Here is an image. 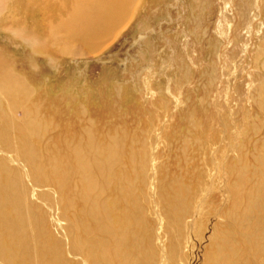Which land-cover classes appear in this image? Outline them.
Returning <instances> with one entry per match:
<instances>
[{"label":"rangeland","instance_id":"374dc122","mask_svg":"<svg viewBox=\"0 0 264 264\" xmlns=\"http://www.w3.org/2000/svg\"><path fill=\"white\" fill-rule=\"evenodd\" d=\"M73 2L9 0L0 18V23L8 21L39 42L38 50H32L28 42L15 38L0 24V58H7L21 74L28 99L34 101V109L25 116H31L35 124L29 132L20 128L25 112L6 106L8 98L0 95V161L14 168L5 202L16 201L18 196L30 207L35 203L47 229L60 239L62 249L47 264L84 262L80 251L66 246V221L59 217L53 186L46 185L37 167L32 168L39 156L30 157L32 150L20 141L38 131L36 120L44 115L46 140L59 135L64 142L56 150L89 149V130L106 142L124 131V137L143 141L137 145L145 148L142 154L138 151L140 159L151 152L156 162L166 164L170 189L178 191V198L187 199L181 219L173 213L164 217L166 207H161L156 187H152L154 179H159L146 173V161L138 167L143 174L140 211L146 216L151 244L160 248L154 251L155 263L163 260L165 243L175 256L170 264H201L212 236L226 232L228 242L241 248L244 263L260 264L250 260L242 245L249 240L238 231L239 221L232 218L234 214L249 216L264 232V94L263 100L257 95V88L264 89V0H141L126 28L116 29L115 22L95 34L90 28L78 27L69 30L74 40L59 27L71 14ZM45 8L47 20L43 19ZM57 28L62 31L53 30ZM96 36L100 38L92 43L89 38ZM67 46L72 53L65 51ZM11 111L18 121L7 130L2 124ZM62 129L68 134L62 135ZM131 152L136 153L128 141L123 157L128 160ZM229 162L233 172L222 178L221 168ZM161 183L166 184L165 179ZM234 184L243 185L237 203L227 190ZM57 217L60 221L52 222ZM28 228L31 234L36 225L28 223ZM262 240L264 246V233Z\"/></svg>","mask_w":264,"mask_h":264},{"label":"bare ground","instance_id":"6f19581e","mask_svg":"<svg viewBox=\"0 0 264 264\" xmlns=\"http://www.w3.org/2000/svg\"><path fill=\"white\" fill-rule=\"evenodd\" d=\"M8 1L0 0V18L3 17V12L7 9ZM57 1L59 2V0H53L55 4ZM73 3L71 4L73 7L70 9L71 14L68 19L59 25L63 31L60 28L53 29L66 33L68 38L71 39L73 38L70 36L69 30H77L78 27L87 31L90 28L95 34L110 25V27L115 26V22L118 23V28L116 27V29H120L123 26V29L126 28L127 23L135 14V10L141 5V0H75V5ZM48 12L46 8L45 10L43 9L44 20H47ZM7 22L5 21L4 24L0 23L6 31H12L15 38L28 42L32 50L35 48L38 50L39 42L36 37L33 38L31 35H27L26 32L10 26ZM56 23H58V19ZM113 30L116 31L115 29ZM76 36L79 37V35ZM98 38L100 37L96 36L95 38H89V40L92 42ZM71 39L69 40L70 44ZM75 39V41L81 40ZM65 51L72 53L71 46H67ZM6 59L0 58V95L8 98L9 102L8 104L6 103V106L11 105L16 112H25V116L26 112L34 109V101L28 99L29 93H26V86L21 80V74ZM263 94V87L257 88L258 99L262 98ZM257 104H260V102L258 103L257 101ZM261 107L264 112V104ZM15 111H11V114L5 117L6 122L2 124L7 130L13 128L11 126L13 121H18L15 117ZM45 118L46 116L44 115L39 117V121L38 119L36 120L39 126L37 131L39 135L33 130L32 135L28 134L24 140L20 139V141L25 145L28 144L27 146L32 150V152H28L30 157L39 156V161L32 168L35 169L37 167V171L42 175L46 185L49 186L48 184H50L54 188V194H56L57 198L55 201L61 210L59 217L62 215L66 221L64 237L69 250L80 251L83 254L82 260L84 264H158L154 262V260H157V257L154 259V254H156L154 251H158L160 248L152 245L151 238L153 237H148V231L145 229L147 227L146 216L142 215L143 213L141 214L140 211L141 195L139 184L143 174L140 171L141 168L139 169L138 167L141 161H146L145 164L148 165L146 173L150 171L152 175L159 179H154L152 187H156L157 200H159L161 207H166V215L164 217L170 218V213H173L174 215L177 214V218L179 214L181 219L182 212L186 208L187 199H184V196L178 198V191L170 189V183L166 180V164L156 162V155L151 152L148 156L146 153L143 154L144 159H140L138 151H141L142 154L145 148L137 145L144 144L143 141L141 143L138 137H124V131H122L120 137H118V134L117 138H115L116 135H113L114 137L106 142L96 135H91L90 130L88 132L85 130L88 133L87 142L90 143L92 149L90 146L86 150L81 146H76L68 147V150H71L70 152L56 150L61 149L60 143L63 141L58 139L59 135L46 140L44 134H46L45 131L47 132L48 125L44 121ZM20 121L23 123L20 128H24L25 132H29L35 127L34 119L31 116H25ZM91 125L94 127L93 122ZM168 130V127L165 128L163 134L165 140L167 139L166 133ZM108 131L110 130L108 129ZM19 132H22V130H19ZM62 132V135L68 134L63 129ZM127 132L130 134L129 131ZM35 134L37 135L31 137ZM43 138L46 143L42 141ZM128 138L130 139L127 140ZM128 141L136 153L131 152L132 156L126 160L125 157L127 156H123L125 143ZM0 148L2 149V146ZM86 151H90V153ZM84 152L85 155L80 154ZM47 155H49L47 159H42L46 158ZM132 160L134 163H131ZM152 160L155 162H152ZM262 162L264 163V160ZM230 165L232 164L229 162L226 167L223 166L221 168L222 178L224 175L228 177V172H233V168L231 170ZM0 166V195H2L0 196V264H47L62 249L60 239L53 237L54 234L47 229L43 213L35 203L31 204L35 205L34 207H30L18 196L16 201L5 202L6 195H8L6 187L14 180L11 176L14 168L7 167L1 161ZM130 166L131 168L129 169ZM134 170V173L131 172ZM163 179H165L166 184L161 183ZM241 187L234 184V187L230 189L227 186L228 195H232L236 203L239 201L238 196H241ZM171 201H174V204ZM170 206L172 207L171 210ZM231 207L232 209L236 207L233 202ZM20 208L25 210V212ZM161 215H163L162 211ZM59 217L54 218L52 222L58 223L60 221ZM161 218L159 219L162 223ZM248 218L250 217L243 216L239 218V216L234 214L232 220L239 221L238 231H241L249 240L242 242V245L244 250H247L250 260L257 259L260 264H264V246L262 242L264 232H262V226L251 222ZM28 223L36 225L35 230L31 234L28 231ZM233 228L235 229L236 227L233 226ZM91 232L94 233V236ZM162 249H166V254L162 255L163 260L159 264L173 263L175 261L173 250L170 248L169 252V247L167 248L165 243L162 245ZM202 257L201 264H246L243 262L244 258H242L241 248L228 242L226 232L216 233L215 238L214 235L212 236V242L207 250L206 248L204 249ZM170 258L174 259V261L170 262Z\"/></svg>","mask_w":264,"mask_h":264}]
</instances>
